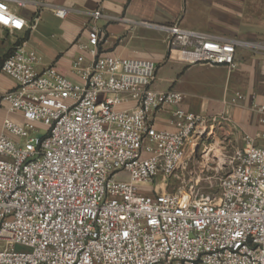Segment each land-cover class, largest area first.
<instances>
[{"label": "built area", "instance_id": "1", "mask_svg": "<svg viewBox=\"0 0 264 264\" xmlns=\"http://www.w3.org/2000/svg\"><path fill=\"white\" fill-rule=\"evenodd\" d=\"M38 4L0 0V29L29 30L38 16L19 12ZM101 17L92 12L79 48L88 64L83 55L71 64L80 82L38 69L24 42L1 63L15 85L0 96V264H264V147L248 137L243 148L225 146L212 193H157L154 182L178 178L214 120L177 109L178 127L156 130L153 114L182 95L151 89L152 61L99 54ZM157 28L190 65H234L236 41Z\"/></svg>", "mask_w": 264, "mask_h": 264}, {"label": "crops", "instance_id": "2", "mask_svg": "<svg viewBox=\"0 0 264 264\" xmlns=\"http://www.w3.org/2000/svg\"><path fill=\"white\" fill-rule=\"evenodd\" d=\"M32 1L40 4L19 12L26 20L38 16L29 30L9 34L0 29V67L13 46L24 42L25 48L40 58L38 69L54 67L62 76L80 82L71 64L78 55L85 59L82 67L88 64V54L79 48L87 42L92 12L100 9L103 17L95 26L105 41L98 44L99 54L152 61L156 64V76L151 89L182 95L179 105L153 114L156 130H175L178 122L173 112L181 109L213 119L215 130L229 135L227 146L243 148L248 137L253 145L264 147V51L254 47L264 43V0ZM54 10H64L66 15L58 18ZM172 24L238 42L234 65L227 69L190 65L180 60L168 50L167 34L157 28ZM14 85L0 71V96ZM130 106L124 104L120 108ZM6 110L7 106L1 104L0 133ZM11 117L20 120L18 115Z\"/></svg>", "mask_w": 264, "mask_h": 264}, {"label": "rangeland", "instance_id": "3", "mask_svg": "<svg viewBox=\"0 0 264 264\" xmlns=\"http://www.w3.org/2000/svg\"><path fill=\"white\" fill-rule=\"evenodd\" d=\"M212 127L207 133L208 127L202 136L194 141L197 148L193 154H187L186 166L178 173V178L159 179L154 182V188L157 193L189 190L192 188L197 194H208L215 191L218 178L221 173L216 170L220 167L222 150H230L232 147L227 146L225 142L229 135L222 134L221 131ZM223 143V144H222ZM206 147L210 150L208 155L202 154V149Z\"/></svg>", "mask_w": 264, "mask_h": 264}]
</instances>
